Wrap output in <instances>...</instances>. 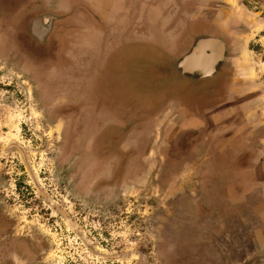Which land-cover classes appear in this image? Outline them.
<instances>
[{"label": "rangeland", "instance_id": "374dc122", "mask_svg": "<svg viewBox=\"0 0 264 264\" xmlns=\"http://www.w3.org/2000/svg\"><path fill=\"white\" fill-rule=\"evenodd\" d=\"M238 2V95L193 131L151 113L167 86L216 101L180 79L185 51L146 36L61 67L7 55L19 23L0 26V264L11 235L29 247L14 264H264V0Z\"/></svg>", "mask_w": 264, "mask_h": 264}, {"label": "crops", "instance_id": "0c3cea01", "mask_svg": "<svg viewBox=\"0 0 264 264\" xmlns=\"http://www.w3.org/2000/svg\"><path fill=\"white\" fill-rule=\"evenodd\" d=\"M0 3L3 4L0 6V17L11 27L16 22L31 21L38 16H52L49 32L44 41L38 42L43 50L38 59L45 64L61 67L64 64L61 52L64 51L75 62H88L90 54L93 55L90 59L101 60L112 47L121 48L127 43H137L134 41L139 37L155 36L158 37L159 47L155 52H186L194 38L204 33L205 28H201L204 21L217 24L220 27L218 29L225 31L235 25V20L230 16L224 20L216 19L217 12L221 11L222 0H0ZM28 39L30 42L33 40L30 37ZM212 74L206 77L183 74L180 79L199 84L200 79L211 77ZM166 88V102L151 113L184 118L182 121L173 119L172 124L180 121V127L186 128L185 131L201 127L205 121L201 108L210 105L211 98L204 105L196 102L191 106L185 98L189 95L188 90L182 93L185 97L179 98L169 97V87ZM163 96L157 94L156 98L159 100ZM214 108L210 107L208 111L206 108L205 112H211L208 115L213 116L216 111ZM226 162L232 163L229 160Z\"/></svg>", "mask_w": 264, "mask_h": 264}, {"label": "flooded vegetation", "instance_id": "af4514ba", "mask_svg": "<svg viewBox=\"0 0 264 264\" xmlns=\"http://www.w3.org/2000/svg\"><path fill=\"white\" fill-rule=\"evenodd\" d=\"M233 1L234 2H232V3L231 2L227 3V1L222 0L221 11L219 13L217 12L216 19L224 20L226 17L228 18L230 16L233 18V20H235V25L231 26L228 31H225L223 29H218L220 27L216 26L217 24L212 25V24L204 21V23L201 25V28H205L204 33L201 34L200 36H197L196 38H194L192 46H189L188 50L185 52V54L189 53L191 51L192 47L194 45L198 44V42H199L198 39L206 40V42L203 43L204 45H207L208 41L212 40L213 41V44H212L213 47L212 48L214 51L215 50L216 51L221 50V49L223 50V54L221 55L212 76L207 77V78H202L199 80L200 83L198 84L197 92H199L201 90L202 85L204 84L206 89L210 88V91L207 90L206 93H204V94L208 95L207 92H209L210 94H212L211 96H214V98L216 99V101L212 102L210 105H208V103H207L208 106L203 107L205 109L207 108L206 111H208V109L210 107H215L216 103H221L219 101L223 99L224 89L228 88V86L230 88L233 86L235 87V85H237V82L229 81L230 78H228L229 74L232 73V71L235 67V59L237 58L236 57L237 47L234 44L235 40H233V38H235L238 35V33H241L245 29H244V27L239 26L238 20H239V18L241 19V17H240L241 15H239V13L236 15L233 12L234 7L231 5H234V3H235V5L242 4L241 6L244 8V5H243L244 3L243 2L239 3L238 0H233ZM2 5L3 4L0 3V6H2ZM225 10H227V13H225ZM240 11L244 12L245 10L241 9ZM51 18H52V16H50V15H42V16H38V17L34 18L31 21L26 20L24 22H20L17 25L15 32L13 31L12 33H10L11 38H8V36H6L7 39L5 42L7 44L4 47L5 48L4 52L8 55L7 51L11 50V47L13 44V46H15V48H17L18 51L21 53L29 55V50L31 51L33 49L32 50L33 52H36V54L38 53V55L41 56L43 54V50L40 49V46L38 44L35 45L32 42L34 39L30 42V40L28 39L29 37L26 38V36H30V35H26V32H24V28L26 27L25 23L27 25V29L29 27V33L31 32V35L33 34L32 36H35L34 38H37V40H38V39L44 38L46 36V34L49 32ZM4 22H6L5 19L0 17V26H3L4 28L8 27V25H9L8 22H6V23H4ZM47 28H48V30H46ZM9 31L11 32V29H9ZM34 32H36V35H34ZM37 34L41 37H38ZM25 38L28 40H26ZM31 54H33V53H31ZM6 58H7V56H6ZM5 60H7V59H5ZM210 79H212V80H210ZM189 83H196V82L191 80V82H189ZM235 91L237 92L238 89H235ZM236 92H233L232 88H230V93H231L230 96L232 99H233V97H237L235 95ZM225 95H226V92H225ZM237 95H238V93H237ZM209 98H206L204 100V102L206 103L207 99H209ZM199 104H201V103H199ZM200 106H202V105H200ZM218 108L219 107H217V109ZM214 109L217 110L216 108H214ZM69 110H70L71 119H73L72 115L74 116V113H73L74 111L72 109H69ZM201 111H203V109ZM205 113H206V115H208L211 112H205ZM205 118H206V116H204V119ZM102 147L107 148L106 145H103ZM91 149L93 150V148H91ZM238 158H241V156ZM238 158L236 155V158L233 160V163L238 162ZM245 177L248 180L249 176L245 175ZM244 181H246V180H244ZM1 230L2 229H0V231ZM11 233L12 232L10 230L9 234L11 235ZM11 236L8 237V239H7L6 257H5V261L2 264H14V259H13L14 254L20 255L23 258V260L25 258L30 259L29 258V247L24 245L20 241L15 243L16 240ZM24 264H42V263L40 261L36 262L33 260H29L27 263H24Z\"/></svg>", "mask_w": 264, "mask_h": 264}, {"label": "water", "instance_id": "95a60500", "mask_svg": "<svg viewBox=\"0 0 264 264\" xmlns=\"http://www.w3.org/2000/svg\"><path fill=\"white\" fill-rule=\"evenodd\" d=\"M34 34L36 35V32ZM37 36L41 37L38 34ZM204 42L206 40H199L198 44L178 62L177 67L181 70L182 74L206 77L213 73L215 66L223 54V50L214 51L212 40L208 41L207 45H204Z\"/></svg>", "mask_w": 264, "mask_h": 264}]
</instances>
